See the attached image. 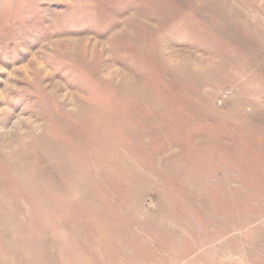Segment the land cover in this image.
I'll return each instance as SVG.
<instances>
[{"label": "rangeland", "instance_id": "obj_1", "mask_svg": "<svg viewBox=\"0 0 264 264\" xmlns=\"http://www.w3.org/2000/svg\"><path fill=\"white\" fill-rule=\"evenodd\" d=\"M0 264H264V0H0Z\"/></svg>", "mask_w": 264, "mask_h": 264}]
</instances>
